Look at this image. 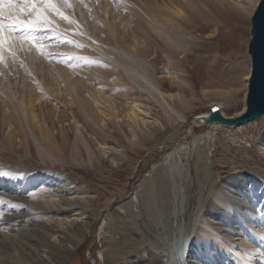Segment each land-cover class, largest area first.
Masks as SVG:
<instances>
[{"label":"rangeland","instance_id":"obj_1","mask_svg":"<svg viewBox=\"0 0 264 264\" xmlns=\"http://www.w3.org/2000/svg\"><path fill=\"white\" fill-rule=\"evenodd\" d=\"M53 1L58 6L57 13L54 10L51 11L52 19L50 21L55 28L40 30V34L37 32L35 34L37 39L29 41L28 47L30 46V50H27L26 54L23 49L14 51L7 49L5 51L7 55L4 56V59V57L1 58L3 54L1 53L0 79L5 76H8L9 79L12 78L13 90L20 91L21 94L24 91V82L33 80L32 82H35V85H42L44 98L41 99L39 96H35L37 100L31 105L28 103L29 122L38 136H41L42 130L46 131L47 128H51V133L60 144L62 142L60 138L62 123H59L55 116L68 114L71 122L74 121L75 116V120L79 122L80 127H82L84 120L77 105H71L72 98L68 95L71 93L68 92V88L62 80L64 72L67 71L66 74H70L69 84L77 85L78 81L87 84L85 88H82L81 84L80 86L77 85L79 89L75 92V94L84 97L92 94L93 90L98 91L101 90L102 86H105L97 79V72H100L101 69H107L116 75L117 70L115 63L110 61L103 63L98 51L90 48L85 42L80 46L77 43L78 41L72 39L69 35L82 37V28L77 24L81 23L85 27H90L88 30L92 35H99L100 45L105 46L106 44L117 48L118 45L115 42L108 40L105 35L102 37L101 32L97 31L95 25L100 26L98 17L103 15L105 10H108L109 13L106 14V17L111 16L112 20H118L117 22L121 25V21L126 18L129 19L131 13L124 0ZM149 1H157L159 4H163L162 2L167 4L170 1L174 4L170 7L174 9L175 5L178 6L180 0ZM204 1L207 2L208 0ZM225 1L231 2L232 0ZM260 1L258 0V3ZM234 2L245 4L246 0H234ZM212 5L211 2L207 4L209 9H212L213 13L219 17L218 31L213 33L215 27H212L209 31L200 33L193 30L194 27H190L189 40L191 39L190 47L192 46V49L189 53L196 55L198 53L197 48L206 45L204 51L200 54H204L203 56L207 58H217L216 65L220 68L221 78H217L213 82L208 81L209 79L205 78L204 75L205 69L200 68L194 62L184 60L182 54L177 53L173 58L164 56L163 62L157 65L159 71L156 72L155 76L157 79L166 77L173 79L172 76H176V78L172 81L174 83L173 90L167 92L168 94L162 91L164 95L161 94V98L162 96L167 98L169 95L182 96L188 105L185 107L186 110L182 111L186 116V120L184 122L176 121L175 123L164 119L163 100L161 102L153 101L155 111H151V114L144 109L140 110L141 117L149 118L151 122L157 121L155 126L158 130L159 139L153 146L151 144L157 140L154 137L145 139L143 143L136 142L137 144H133L131 142L132 139L126 133L124 122L126 119L124 118L132 112L133 105H135L133 101L137 93L134 91L135 94H130L134 87L131 83L125 86H116L114 78H111L109 85L112 87L107 89V95L117 97L120 108L116 110L115 116H108L113 110L102 112L103 109L99 107L97 110V125L104 127L102 131L106 134L113 132V137L121 134L125 143L124 147L119 146V150L123 151L125 149L127 153L124 157L125 160L118 167L105 165V171L107 172L103 176H110L109 184L105 183V180L100 176L101 171L96 169V165H101L97 161L93 165L82 164L89 170L86 174L73 172L74 177L83 189L89 190L94 197L103 193L104 195L100 196V203L104 204L110 201L112 206L93 209L91 212L94 215L91 217L93 222L90 224L92 227H89L87 232H83L81 227L71 228L67 232L69 238L74 234H79V238L76 241L77 245L74 250L68 255L67 261L63 264H92V262L94 264H106L107 262L104 261V257L102 258L101 255L111 250V243L108 245V241L103 239L100 229L106 218L115 211H120L124 204L133 198L135 193H140L139 197L142 199L143 204L141 208L139 207L141 216H135L134 218L137 222L136 229H129L131 230L129 236L136 241L146 237L157 248V250L150 247L146 248L151 258L150 261L148 260L149 264H166L164 249L187 236L191 237V241H193L194 238L198 237L196 231L204 232L200 244L203 247V254L206 253V261H209L207 264H264V250L260 249V247H264L261 242L264 237L252 234L250 228L252 219L263 217L264 202L260 203L259 201L261 207L258 208L259 214H251L249 217L245 212L247 202H249V205L258 202V200L248 197L250 194L249 182L252 179H259L264 183L262 178L264 174V117L236 128L221 126L220 124H205L197 119L201 114L209 112L213 104L220 106L221 112L226 118L234 117L244 109L249 78L251 77L250 73L252 72V57L249 53V46L253 38L252 17L256 9L250 15H241L240 25L237 27L235 20H230L225 15L222 16ZM83 11H88V19L84 18ZM28 18L26 15L21 16V19ZM235 23L236 25H234ZM133 25L131 23V26ZM54 30L68 34L62 35ZM132 30L139 38L141 35L143 36L141 32L136 30L135 26ZM121 31L120 34L124 40L123 42L120 40L119 44L124 45V48L128 50L129 44L133 40L131 39L132 33L127 35L122 29ZM139 38L137 39L141 42ZM38 48L48 51L41 56L40 53H36ZM3 50L2 48V52ZM32 50L33 55H31ZM69 51L75 52L76 55L70 56ZM159 52H161L160 48ZM154 57L155 55L152 54L147 57V60L154 61ZM175 64H177L176 67H174ZM31 68L33 69L31 70ZM59 80L61 84L57 85L56 83ZM76 85L74 86L77 88ZM141 91L142 93L138 95H143L149 101L147 95L150 94H147L143 89ZM122 94L130 95L123 97ZM17 98L20 99L19 95ZM176 99L177 97L174 98V100ZM6 101H8L7 94H0L1 108L5 107ZM176 109L179 111L178 113L181 112L180 108ZM156 111L159 112L157 115L154 113ZM178 116V114H174L177 119ZM1 118L3 117L0 114V126L2 125ZM5 118L8 120V125L3 131L0 127V147L10 152L14 158L4 161L5 163H0V230L8 229L11 233L18 229L17 221L14 219L16 218L15 215L24 213L27 201L39 198L37 190L44 187L42 183H38L35 187L30 188L34 183H31L29 179L36 176H32L26 171H33V169L18 168L17 165L21 163L25 156L30 158L31 166H43V162L39 156L34 158L27 152L26 143L22 142V137L18 135V131L12 126L9 117ZM52 120H54V123ZM68 126L69 122H65V128ZM92 138H95V136L93 135ZM112 146L116 147V144ZM102 148H104V145L97 144L95 150L99 153ZM62 150L65 152L66 148ZM62 150L61 155L64 154ZM170 156H175L178 165H182L183 168L171 166ZM203 161L209 165L210 173L205 171ZM68 162H70V159L64 154L56 165L69 166ZM185 170L190 173L191 180L187 177ZM236 173H243L242 178ZM23 179L28 181L22 183ZM163 180L167 182V185H170L172 192L175 187L188 192V206L184 214H180L178 219L174 216V208L168 209L166 207L167 202L162 204L161 201L157 200L160 198L158 194H151L153 190L160 188L158 181ZM244 180L245 182L241 187L240 182ZM213 182H215V185H212ZM5 186L9 189L4 192ZM104 186H107L106 195L102 191ZM239 186L242 190L237 193L235 189ZM261 194L264 198L263 191H261ZM201 198L205 200L203 203L205 207L200 214L199 207L201 204L199 201ZM227 209L237 210L245 218L241 221H233L230 215L226 213ZM252 210L257 211V208ZM130 219V217H127L126 221L132 222L133 220ZM232 222L234 223L232 224ZM176 223L178 226L185 227L184 235H182L183 232L179 231ZM115 237L118 241L122 239H120V235ZM69 238H66L67 241ZM35 239V242H30L32 249L28 248L27 251H32V254L37 257L40 244L36 245V243L40 241V238L36 237ZM92 241L95 242L90 249L93 257L91 262L88 247ZM116 247L115 249H118L121 253L122 246ZM136 253L134 255L135 264L148 262L143 261L141 258L143 256L142 250L138 255ZM53 257L57 261L58 254L55 253ZM137 257H140L142 263L138 262Z\"/></svg>","mask_w":264,"mask_h":264},{"label":"bare ground","instance_id":"obj_2","mask_svg":"<svg viewBox=\"0 0 264 264\" xmlns=\"http://www.w3.org/2000/svg\"><path fill=\"white\" fill-rule=\"evenodd\" d=\"M124 1L127 3L126 7L129 6L128 8L130 9L131 15L129 19L126 18L127 20H122L121 25H119L117 22L118 20H112L111 16L106 17V14L109 13L108 10H105V12L102 10L103 15L98 17L100 26L95 25L97 31L99 30V32H101L100 35L102 37L105 35L108 40L115 42V44L118 45L117 48L109 45L108 47L105 43V46L100 45L101 39H99V35H92L88 30L90 27H85L81 23L77 24L82 28L83 36L78 38L75 35H69L72 39L77 40V43L80 46L87 43L90 48L98 51V55L101 56L103 63H107V61L115 63L117 70L116 75L112 74L109 72L110 70L107 69H101L100 72H97V79L105 86H102V88L100 87L101 90H93L92 94H88L84 97L75 94V92L79 89L78 86H80V84L82 88L87 87V84L83 81H78V86L74 84L77 86L76 88L73 84H69L70 74H66L67 71L64 72L62 80L66 88H68V92L71 93L68 94L70 98H72L71 105H77L84 120L82 127H80L78 125L79 122L75 120V116L74 121L71 122L68 114L56 115L55 118L57 121L62 123V126L60 127V138L62 142H60V144L51 133V128H47L46 131L42 130L41 136H38L29 122L30 116L28 103L31 105L37 100L35 96H39L41 99L44 98V94H42L44 88L41 87L42 85H35V82H32L33 80L24 82L23 84L25 86L23 87L24 91L22 95L20 91L16 92L13 90L12 78L9 79L8 76H5L0 79V94H7L8 100L5 102V107H0V114L3 117L1 118V131H3L8 125V120H6L5 117H9L12 126L18 131V135L22 137V142L24 141L26 143L27 152L34 158L39 156L43 162V166H31L30 158L25 156L21 163L17 165L18 168L33 169V171H26L27 173L32 174V176H36L29 179L31 183H34L30 188L35 187L38 183L44 185L40 190H37L39 192V198L33 200L29 199L25 208L26 211L22 214L15 215L16 218L14 219L17 221V231H12L10 233V230L8 229L0 230V264L65 263L68 259V255L71 254L77 245L76 241L79 238V234H74V236H70L69 238L67 232L71 228L79 227H81L83 232H87L88 228L92 227L90 224L93 222V218H91L94 216L91 213L93 209L97 207L112 206L110 201L101 204L100 196H103L104 194L100 193L99 196L94 197L89 190L83 189L79 181L73 175V172L81 174L88 173L89 170L85 168V166H82V164L93 165L97 161L101 165H96V169L101 171L99 173L100 176L105 180V183L109 184L110 176H103L107 172L105 171V165L118 167L125 160L124 157L127 153L126 150H119L121 146L124 147L125 142L123 136L120 134L117 137H113V132L108 133V135L106 132L102 131L104 127L97 125V110L99 107L103 109L101 110L102 112L113 110L108 116H115L116 110L120 108L119 103L117 102L118 98L107 95V89H111L112 87L109 85L111 78H114V84L116 86H125L131 83L134 87L130 94L137 93V96L133 101L135 105H133L132 112L129 116L124 118L126 119L124 120L126 124V133L132 139L131 142L133 144H137L136 142L143 143L145 139L154 137L157 140L155 139L156 141L151 144V146H153L159 139L158 130L155 126L157 121L154 120L151 122L149 118L141 117L139 114L140 110L144 109L147 113L151 114V111H155L152 104L153 101L161 102V100H163L164 119L171 123H175L176 121L184 122L186 120V116L182 111H185V107L188 105L182 96L169 95L167 98L164 96L161 98V94H163L162 91L167 93L173 90L174 83L172 81L175 80L176 76H172L173 79L168 77L157 79L155 75L156 72L159 71L157 67L158 63L163 62L164 56L173 58V56L178 53L182 54V56L184 55V60L194 62V64H197L200 68L205 69V72L202 71L204 72L205 78L209 79L208 81L213 82L215 79L221 78L220 68L216 65L217 58H207L206 56H203L204 54H200V52L202 53V51H204L206 45H201L197 48L199 55H197L198 53L196 55H191L189 53L190 49H192V46L190 47L191 39L189 40L190 27H194L193 30L199 31L200 33L209 31L212 27H215L212 31L213 33L218 31L219 17L213 13L212 9H209V6H207L210 2L222 16L225 15L228 19L235 20L237 27L240 25L239 22L241 15H250L255 9H257L256 7H258L260 3H258V0H246L245 4L234 2V0L231 2L225 0H208L207 2L204 0H180L178 6L175 5V8L173 9L170 6H174V4L170 1H168L167 4L166 2L165 4L164 2H162L163 4H159L157 1L153 2L149 0ZM51 3H54L56 7L55 9H48L45 12V16L49 23L37 25L36 30L33 31V35L37 32L40 34V30H48L51 27H54L50 21L52 19L51 11L54 10L57 13L58 6L53 0H51ZM87 12L83 11L85 19H88ZM15 14L16 9H13L12 15ZM0 19L3 18L0 17ZM131 23L134 25L131 26ZM236 23L234 25H236ZM134 26L137 31L143 34V36L141 35L142 37L140 36L139 38L132 30ZM121 29L127 35L132 33L131 39L133 40L129 44L128 50L124 48V45L119 44L120 40H122L121 42L124 40L120 34ZM54 31L62 35L68 34L63 31L60 32L59 30ZM19 35L20 32L15 33V36L14 33L11 34L13 39ZM137 38H139L141 42H139ZM28 44L29 41L18 40L16 44L12 46L10 51L23 49L26 54V51L30 50ZM159 48L161 49V52H159ZM3 49V52L2 49H0V55L3 53L1 58L4 56L6 57L7 54L5 51L7 49L9 50L8 45H5ZM36 50V53H40L41 56L48 51L41 48ZM152 51L153 53H151ZM69 52L71 54L70 56L76 55L75 52ZM152 54L155 55L153 58L154 61L147 60V57ZM31 55H33V50ZM176 66L177 64L174 65V67ZM32 69L33 68H31V70ZM250 74H252V72ZM15 79L17 80V78ZM56 84L60 85L61 81H57ZM141 89L147 92V94H150L147 95L149 101L146 97L144 98L143 95H138L139 93H142ZM130 94L122 95L123 97H128ZM18 95L20 99L17 98ZM176 97L177 99L174 100ZM175 107L180 108L181 112L178 113L179 111H177ZM248 112L249 106L246 99L244 109L234 117L226 118L221 112L220 106L213 104L209 112L201 114L197 119H200L201 122L205 124H220L221 126L236 128L264 117V113L254 111L248 121H240ZM154 113L157 115L159 112L156 111ZM175 113L179 115L178 119L174 117ZM32 116L35 118L34 115ZM233 121H239L240 123L237 125H227V122ZM52 122L54 123V120H52ZM65 122H69L67 128H65ZM93 135L95 138H92ZM97 144L104 145V148L100 149L99 153L95 150ZM113 144H116V147H113ZM64 148H66L65 152L62 150ZM61 150L66 157L70 159V162H68L69 166L63 164L56 165L57 161H60L64 155H61ZM12 158H14V156L10 152H7L0 147V163H5L4 161ZM169 161L171 166L176 168L179 167L180 169L183 168L182 165H178L175 156H170ZM202 164L205 171L210 173L211 170L209 165L205 161H203ZM185 171L187 177L191 180L190 173L188 170ZM236 174L242 178L243 173ZM262 178L264 179V174ZM25 181L28 180L23 179L22 183ZM244 182L245 180L240 182L241 187ZM158 184L160 185V188L158 190H153L151 194H158L160 198L157 200L161 201L162 204L163 202H167L166 207L168 209L174 208V216L178 219L180 214H184L188 206V192L176 187L172 192V190H170V185H167V182L164 180L158 181ZM212 185H215V182H213ZM241 187L239 186L235 191H237V193L241 192ZM248 187L250 189L248 197L258 200V202H255L252 205H249V202H247L248 204L245 207V212L247 216L251 214H259V201L260 203L264 202V198L261 194V191L264 192V183L259 179H252L251 182H249ZM106 188L107 186H104L102 189L105 195ZM8 189L9 188L5 186L3 191H8ZM17 192L20 193L19 191ZM139 194L135 193L133 198L125 203L120 211H115L111 216L107 217L100 229V234H102L103 239L108 241V245L111 243V250H108L107 253H102L101 255L102 258L104 257V261L107 262L106 264H135L136 260L134 255L136 252L138 255L141 250L143 252V256L141 257L143 261H150L151 258L149 257L146 248L150 247L157 250V248L153 246V243H151L146 237L140 241H136L129 236V231H131L129 229H136L137 226V222L134 220L135 216H141L140 208L143 201L139 197ZM204 201L203 198L199 201L201 204L199 207L200 214L205 207L203 205ZM256 208L257 211L252 210ZM226 213L230 215L233 221H241L245 218V216L237 212V210L232 211L227 209ZM262 215L263 217H256L257 219L255 218L250 221V228L252 234L262 235L264 237V212ZM127 217H130V220L133 221L127 222ZM233 223L234 222H232V224ZM232 224L230 225L232 226ZM178 229L183 232L182 235L185 234V227L178 226ZM229 233L232 235L231 232ZM196 234L198 237L194 238L193 241H191V237L187 236L186 238L179 240L176 244L173 243L167 246L164 249L166 253V264H207L209 261H206V253L203 254V247L200 244L204 232L196 231ZM116 235H120V239H122L118 241L115 237ZM34 237L40 238V241L36 243V245L40 244L37 257L34 256L35 254H32V251H27L28 248L32 249L30 242H35L36 239ZM29 238L31 239L28 243ZM66 238H69L68 241ZM261 242L264 244V239ZM116 246H122L121 253H119L118 249H115L117 248ZM260 249L263 251L264 247H260ZM55 253L58 254L57 261L53 259ZM137 258L138 262L142 263L140 257ZM149 261L145 264H149Z\"/></svg>","mask_w":264,"mask_h":264},{"label":"snow or ice","instance_id":"obj_3","mask_svg":"<svg viewBox=\"0 0 264 264\" xmlns=\"http://www.w3.org/2000/svg\"><path fill=\"white\" fill-rule=\"evenodd\" d=\"M55 4L51 0H0V49L8 45L9 50L18 40L34 41L37 38L33 35L37 25L49 23L45 16L48 9H55ZM16 9V14L12 15V10ZM28 19H21V16ZM20 32L15 39L12 33Z\"/></svg>","mask_w":264,"mask_h":264},{"label":"water","instance_id":"obj_4","mask_svg":"<svg viewBox=\"0 0 264 264\" xmlns=\"http://www.w3.org/2000/svg\"><path fill=\"white\" fill-rule=\"evenodd\" d=\"M253 38L250 42L249 53L252 57V74L249 80L247 104L249 112L240 121L245 122L251 118L252 113H264V0H261L253 17ZM239 121L227 122V125H237ZM88 247L89 259L92 262V254ZM93 264V262H92Z\"/></svg>","mask_w":264,"mask_h":264}]
</instances>
